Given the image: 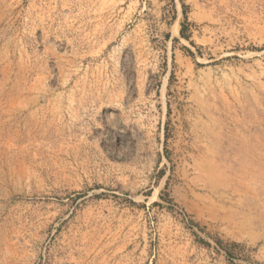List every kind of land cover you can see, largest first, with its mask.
<instances>
[{
	"label": "rangeland",
	"instance_id": "rangeland-1",
	"mask_svg": "<svg viewBox=\"0 0 264 264\" xmlns=\"http://www.w3.org/2000/svg\"><path fill=\"white\" fill-rule=\"evenodd\" d=\"M0 264H264V0H0Z\"/></svg>",
	"mask_w": 264,
	"mask_h": 264
},
{
	"label": "trees",
	"instance_id": "trees-1",
	"mask_svg": "<svg viewBox=\"0 0 264 264\" xmlns=\"http://www.w3.org/2000/svg\"><path fill=\"white\" fill-rule=\"evenodd\" d=\"M180 34H181V36H183V37L187 38V37H186V35H184V23H183V22L181 23V30H180Z\"/></svg>",
	"mask_w": 264,
	"mask_h": 264
}]
</instances>
